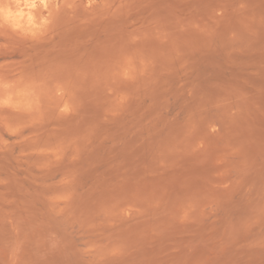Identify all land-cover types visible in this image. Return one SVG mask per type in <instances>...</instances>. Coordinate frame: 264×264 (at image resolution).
<instances>
[{
	"label": "rangeland",
	"instance_id": "obj_1",
	"mask_svg": "<svg viewBox=\"0 0 264 264\" xmlns=\"http://www.w3.org/2000/svg\"><path fill=\"white\" fill-rule=\"evenodd\" d=\"M17 1L0 264H264V0Z\"/></svg>",
	"mask_w": 264,
	"mask_h": 264
},
{
	"label": "bare ground",
	"instance_id": "obj_2",
	"mask_svg": "<svg viewBox=\"0 0 264 264\" xmlns=\"http://www.w3.org/2000/svg\"><path fill=\"white\" fill-rule=\"evenodd\" d=\"M10 1L12 2V0H10ZM47 3H48V0H18L16 3L14 2L13 5L8 6L6 4L7 7L6 8L4 7L5 8V17L11 23L15 24V26L19 25L21 28V25H23V24L26 25L28 23H32L33 21H35V20H33L34 19L33 14H35V13H33L34 10L38 6H41V5H42V7H43V5L47 6ZM28 27H29V25H28Z\"/></svg>",
	"mask_w": 264,
	"mask_h": 264
}]
</instances>
